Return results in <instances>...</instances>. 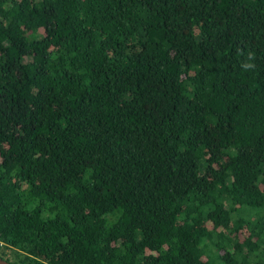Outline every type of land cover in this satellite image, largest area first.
Segmentation results:
<instances>
[{"label": "trees", "instance_id": "16d2710c", "mask_svg": "<svg viewBox=\"0 0 264 264\" xmlns=\"http://www.w3.org/2000/svg\"><path fill=\"white\" fill-rule=\"evenodd\" d=\"M0 258L264 264V0H0Z\"/></svg>", "mask_w": 264, "mask_h": 264}, {"label": "clouds", "instance_id": "9594fccd", "mask_svg": "<svg viewBox=\"0 0 264 264\" xmlns=\"http://www.w3.org/2000/svg\"><path fill=\"white\" fill-rule=\"evenodd\" d=\"M254 59L255 54L251 51L247 52L245 60L240 64V68L245 72L255 70L256 65L254 63Z\"/></svg>", "mask_w": 264, "mask_h": 264}, {"label": "water", "instance_id": "95a60500", "mask_svg": "<svg viewBox=\"0 0 264 264\" xmlns=\"http://www.w3.org/2000/svg\"><path fill=\"white\" fill-rule=\"evenodd\" d=\"M0 264H10V263L5 261L4 259L0 258Z\"/></svg>", "mask_w": 264, "mask_h": 264}]
</instances>
